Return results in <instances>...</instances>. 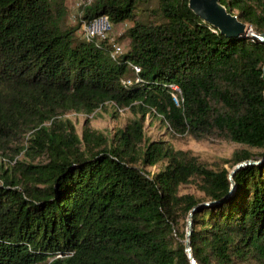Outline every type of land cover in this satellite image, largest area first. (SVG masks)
Here are the masks:
<instances>
[{
  "label": "trees",
  "instance_id": "1",
  "mask_svg": "<svg viewBox=\"0 0 264 264\" xmlns=\"http://www.w3.org/2000/svg\"><path fill=\"white\" fill-rule=\"evenodd\" d=\"M219 1L264 34V0ZM79 8L78 24L67 27L65 0H0V153L30 133L27 155L48 161L0 173V264H190V213L196 264H264V44L221 34L188 0ZM100 16L112 27L131 23L115 40L127 41L121 55L111 56L108 41L76 36ZM108 104L134 116L112 139L87 123L80 138L57 120ZM146 115L171 136L257 153L238 150L223 161L229 169L212 168L146 139ZM186 185L201 198L181 194Z\"/></svg>",
  "mask_w": 264,
  "mask_h": 264
},
{
  "label": "rangeland",
  "instance_id": "2",
  "mask_svg": "<svg viewBox=\"0 0 264 264\" xmlns=\"http://www.w3.org/2000/svg\"><path fill=\"white\" fill-rule=\"evenodd\" d=\"M80 0H65V4L68 8V13L65 20L67 27L76 26L78 24L80 8L78 4ZM80 26V25H79ZM78 26L76 36L80 39L81 31ZM131 26L130 22L113 27L109 38L118 40V38ZM123 50L127 48V41L122 40L118 42ZM134 119L132 112L128 108L120 109L116 108L111 104L106 105L95 111L93 114L86 116L83 114H77L74 112L65 113L58 116L57 120L61 122H70L74 128L75 133L81 138L84 125L87 123L88 126L95 132L105 135L112 139L114 134L123 130L130 121ZM45 126L49 127L50 123H46ZM145 138L150 141H166L175 150L189 152L192 156L197 157L200 161L207 163L212 168L224 167L229 169L230 164H225L223 161L231 159L233 152L238 150H247L251 153H257L256 150H252L245 146L235 144L225 140H219L211 138L207 141H197L189 136H171L170 132L166 129L157 118L150 115H146L144 122ZM30 133L24 136V139L18 145V147H12L10 151L5 154L0 153V173L6 170H12L16 163H25L33 166H44L47 164L46 155H31L28 150ZM21 146L24 150H20ZM160 168L159 166L147 168V172L150 174L156 173ZM181 194H191L198 198H201V194L191 185H186L181 188ZM188 219V218H187ZM188 222V221H187ZM187 225V223H186ZM184 223H179V229L183 230Z\"/></svg>",
  "mask_w": 264,
  "mask_h": 264
},
{
  "label": "water",
  "instance_id": "3",
  "mask_svg": "<svg viewBox=\"0 0 264 264\" xmlns=\"http://www.w3.org/2000/svg\"><path fill=\"white\" fill-rule=\"evenodd\" d=\"M188 8L195 16L200 18L203 22L208 23L225 36L252 38L264 44V34H257L253 32L248 24L240 22L236 15L229 13L219 0H188ZM242 165L244 164L235 166L232 169L230 176L238 167ZM191 214L192 213L189 214L187 219L188 222L184 246L190 264H196L192 257L189 243Z\"/></svg>",
  "mask_w": 264,
  "mask_h": 264
},
{
  "label": "built area",
  "instance_id": "4",
  "mask_svg": "<svg viewBox=\"0 0 264 264\" xmlns=\"http://www.w3.org/2000/svg\"><path fill=\"white\" fill-rule=\"evenodd\" d=\"M93 0H80V3L78 4L79 6L83 5H89ZM80 17V15H79ZM80 31H81V37L82 40L86 42H92L96 46H100V43L103 41H108L111 44L112 48V57H116L121 55L124 50L122 46L118 43L115 42L114 39L109 38L110 33L113 30V27L109 21V19L106 16H100L92 21H83L80 23ZM132 70L134 71V74L139 73V68L136 66L131 65ZM175 91H178V88L175 86H170ZM174 101L176 102V99L174 98Z\"/></svg>",
  "mask_w": 264,
  "mask_h": 264
}]
</instances>
